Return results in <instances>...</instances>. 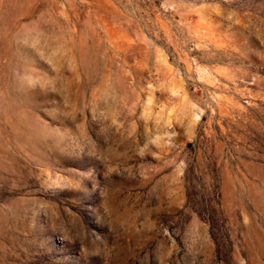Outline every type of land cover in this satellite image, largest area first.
I'll return each instance as SVG.
<instances>
[{
    "label": "rangeland",
    "instance_id": "obj_1",
    "mask_svg": "<svg viewBox=\"0 0 264 264\" xmlns=\"http://www.w3.org/2000/svg\"><path fill=\"white\" fill-rule=\"evenodd\" d=\"M0 264H264V0H0Z\"/></svg>",
    "mask_w": 264,
    "mask_h": 264
}]
</instances>
